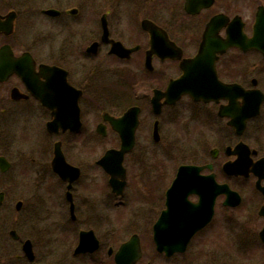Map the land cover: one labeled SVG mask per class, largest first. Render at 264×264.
I'll return each instance as SVG.
<instances>
[{"label":"flooded vegetation","instance_id":"1","mask_svg":"<svg viewBox=\"0 0 264 264\" xmlns=\"http://www.w3.org/2000/svg\"><path fill=\"white\" fill-rule=\"evenodd\" d=\"M0 22L9 24L0 28V51L8 47L2 53L14 63L0 75V126L53 141L39 162L32 158L39 193L28 211L50 237L43 244L64 250L58 264H264V0H0ZM184 72L203 98L168 91ZM133 108L136 124L133 115L123 123L133 140L114 188L98 160L121 149L111 120ZM81 136L86 154L102 150L95 161L76 163ZM177 137L186 150L174 147ZM56 142L79 169L71 182L51 169ZM174 150L193 153L181 165L200 168L214 202L186 247L166 254L152 231L175 179L163 183L159 160ZM199 192L187 187V200L198 203ZM81 232L97 246L75 254ZM34 262L45 263L36 254Z\"/></svg>","mask_w":264,"mask_h":264},{"label":"water","instance_id":"2","mask_svg":"<svg viewBox=\"0 0 264 264\" xmlns=\"http://www.w3.org/2000/svg\"><path fill=\"white\" fill-rule=\"evenodd\" d=\"M8 26V22H0V28H7ZM103 27L104 35H106L107 33L104 23ZM91 49H94V46H92ZM5 50H8V47H2L0 51V62L2 61V63H0V75L3 76L10 74L11 68L14 65L12 55L2 53V51ZM152 54L153 53H148L146 61L147 66H149L150 56ZM189 82V75L187 72H184V74L178 80L171 82L168 91L173 90V88L177 90V94L174 98H178L182 93L190 94L194 99L197 100L203 98L205 95L204 90L201 88H195L196 86L192 87V81L191 83ZM151 103L153 112L157 113L159 111V103L157 101L156 94L152 97ZM137 113L138 109L133 108L128 110L120 119L111 120L114 128L120 133L122 141L121 149L116 151H107L105 155L98 161V164L110 174V182L114 188L118 185L121 186V184L116 183V178L122 176L119 173L117 175L116 170L120 169L123 155L129 149L133 140L132 130L130 132V136H128V133L123 131V123L124 120L130 119L131 115H133L132 122L136 124ZM52 124L56 125L58 123L55 122ZM78 124L79 122L75 121V127L73 128H77ZM235 163L236 162H234V164ZM51 165L52 169L64 180H69L71 182L79 176V170L65 162L58 143L55 144L54 158L51 162ZM9 167L10 164L6 161V159L4 157H0V170L5 172L9 169ZM225 170L230 172L233 170V168L232 166L228 165L227 167L225 166ZM199 171V167L190 165L180 166L178 168L175 180L166 192V208L162 211L158 220L153 225V240L156 243L157 250L160 252H166V254H170L173 251H182L186 247V244L189 242L190 238L198 230L203 228L211 218L212 205L214 201L213 198L206 195L205 187L207 184L206 182L202 181L203 178L199 176ZM189 186L203 189L204 193L199 192V202L196 204H191L187 200V187ZM226 192L227 194L232 193L231 191ZM3 197L4 194L0 192V204L2 203ZM20 208L21 202H17L15 209L20 210ZM88 234V232L81 233L79 245L75 249V254L93 251L96 248L97 241L95 240L93 244L92 240L87 237ZM9 236L13 240L19 239V235L15 230H10ZM129 241H138V238L134 236ZM22 251L27 260L33 262L34 253L29 240H25L23 242Z\"/></svg>","mask_w":264,"mask_h":264},{"label":"rangeland","instance_id":"3","mask_svg":"<svg viewBox=\"0 0 264 264\" xmlns=\"http://www.w3.org/2000/svg\"><path fill=\"white\" fill-rule=\"evenodd\" d=\"M149 78L146 76V81ZM149 90H146L148 92ZM13 125V123H10ZM15 128L12 130L8 127L0 126V155H4L11 163V169L5 173H0V191L5 193L4 200L0 206V264H28L26 259L23 257L21 251V241L16 242L10 239L8 236V231L11 229L16 230L19 234L21 240L30 239L34 244V252L38 259L44 260L46 264H58L59 258L64 256V250L57 248H49L43 244L45 239H49L45 233H42L40 228H37V218L31 214L28 210L31 209L34 202L35 195L39 192L35 190V187L31 185L33 179V168L36 167L35 163L32 161V158H35L39 162L41 155L43 154L42 150L47 143H49L50 148H52L53 141H47L46 144L40 141V139L35 138L30 140L29 137L24 135L23 137L19 134L14 133ZM185 136V135H184ZM182 136V138L184 137ZM195 135L194 145L200 139ZM99 140L98 138H95ZM86 138L81 136V145H82V154L81 161L80 159L76 163H88L90 160L95 161L101 155L100 147L97 148V152L92 154H86L88 152L84 147V142ZM187 140L182 139L179 144V139L175 142L174 147H182L186 150L188 147L185 144ZM108 141H98V146L107 145ZM40 146V149L35 151V147ZM194 146V147H195ZM168 155V154H167ZM163 154L159 160L161 166V175L163 178V183L169 185L172 179L175 176V171L177 167L183 163H189L194 161L193 153L187 154L186 152H177L174 150L172 154L167 156ZM199 157V156H198ZM152 179L156 174L149 175ZM96 177H102L100 174H97ZM140 202H146L141 196L139 197ZM17 201L22 202L21 211L17 212L14 209V206ZM134 206L130 204L129 209ZM142 207V204L139 206ZM137 212L133 208L129 213ZM141 222H147L144 216L141 217ZM127 223V222H125ZM51 236V235H50ZM204 235L200 236L196 241L203 240ZM230 233L222 228L221 241H229ZM17 257V258H16Z\"/></svg>","mask_w":264,"mask_h":264}]
</instances>
